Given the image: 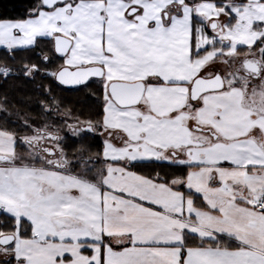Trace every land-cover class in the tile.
Wrapping results in <instances>:
<instances>
[{"label":"snow or ice","instance_id":"snow-or-ice-1","mask_svg":"<svg viewBox=\"0 0 264 264\" xmlns=\"http://www.w3.org/2000/svg\"><path fill=\"white\" fill-rule=\"evenodd\" d=\"M0 47L42 78L0 92V264H264V0H33Z\"/></svg>","mask_w":264,"mask_h":264},{"label":"trees","instance_id":"trees-1","mask_svg":"<svg viewBox=\"0 0 264 264\" xmlns=\"http://www.w3.org/2000/svg\"><path fill=\"white\" fill-rule=\"evenodd\" d=\"M33 0H0V18H20L24 15L25 10L31 6ZM45 45H42L44 47ZM31 61L38 63L37 53L20 50L16 54L13 62L10 54L4 48L0 50V63H14L19 67L22 63ZM41 77L35 81L24 77H18L10 80L7 84L0 81V92L6 91L14 100L24 102L27 106L30 102L31 107H36V101L40 97L38 85L41 83ZM45 84L49 83L44 81ZM57 95L62 97L65 104L71 106L78 113L88 116L94 108V101L88 90L77 91L75 89L58 88Z\"/></svg>","mask_w":264,"mask_h":264},{"label":"rangeland","instance_id":"rangeland-1","mask_svg":"<svg viewBox=\"0 0 264 264\" xmlns=\"http://www.w3.org/2000/svg\"><path fill=\"white\" fill-rule=\"evenodd\" d=\"M3 49V47H0V50ZM6 50V49H5Z\"/></svg>","mask_w":264,"mask_h":264},{"label":"water","instance_id":"water-1","mask_svg":"<svg viewBox=\"0 0 264 264\" xmlns=\"http://www.w3.org/2000/svg\"><path fill=\"white\" fill-rule=\"evenodd\" d=\"M66 89H69V88H66ZM71 90V89H70Z\"/></svg>","mask_w":264,"mask_h":264}]
</instances>
